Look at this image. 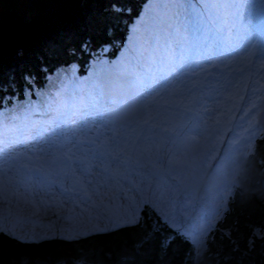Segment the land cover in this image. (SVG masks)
I'll list each match as a JSON object with an SVG mask.
<instances>
[{"label": "rangeland", "instance_id": "1", "mask_svg": "<svg viewBox=\"0 0 264 264\" xmlns=\"http://www.w3.org/2000/svg\"><path fill=\"white\" fill-rule=\"evenodd\" d=\"M156 1V7H147L145 20H155L154 8L159 13L163 8L164 26H178L173 21L180 15L172 0ZM1 2L8 5L10 0ZM72 3L90 24L96 21L89 27L86 81L74 68L60 70L52 86L35 90L37 101H25L26 109L16 102L0 111V233L22 242L72 241L136 225L150 211L202 255L247 178L256 141L264 136L263 42L249 37L250 45L241 54L228 57L220 55L219 47L212 57L187 63L164 83L162 68L154 70L151 59L137 58L138 54L130 61L120 57L132 26L125 15L113 20L100 0ZM11 4L22 9L20 0ZM225 4L226 0H187L185 11L202 22L212 19L223 30ZM259 4L253 7L262 8ZM196 40L194 44L202 39ZM134 74L136 80L128 83ZM91 84L104 91L99 93L102 100L83 89ZM32 105L35 110L41 106L38 119ZM49 106L54 113L46 114ZM33 148L39 157L30 155ZM41 160L52 164L54 176L39 166ZM45 182L51 185L44 188ZM41 199L44 206L37 209ZM178 199L185 218L170 210ZM27 200L35 206H27ZM55 203L60 205L58 214ZM102 205L108 209H98L91 221L84 218ZM52 214H57L56 220ZM46 218L55 225L47 234L17 232L23 225L44 226L41 219ZM73 222L76 236L65 233V226Z\"/></svg>", "mask_w": 264, "mask_h": 264}, {"label": "trees", "instance_id": "2", "mask_svg": "<svg viewBox=\"0 0 264 264\" xmlns=\"http://www.w3.org/2000/svg\"><path fill=\"white\" fill-rule=\"evenodd\" d=\"M11 1L0 3V111L16 102L26 109L25 98L37 101L35 90L45 89L60 70L74 68L85 80L90 65L89 27L96 24L95 20L90 24L72 0H20L21 10ZM100 3L113 20L121 13L131 21V31L124 37L128 41L119 51L122 60H131L136 54L137 58L150 57L154 70L162 68L164 83H170L187 63L212 57L219 47L220 55L234 54L250 45L240 38L256 40L264 34V3L259 4V0H226L221 10L227 22L223 30L217 29L212 19L202 22L186 13L187 0L171 1L180 15L173 21L178 26L173 28L164 26L163 8L161 13L154 8L155 20H145L147 7H156V0ZM30 11L26 19L24 15ZM196 37L202 39L198 44H194ZM132 77L128 83H133L137 74ZM94 86L83 89L102 100L99 93L104 91ZM54 112L49 106L46 114ZM246 171L247 178L229 202L202 255L178 231L163 226L145 211L147 218L136 225L72 241L22 242L0 233V264H264V136L256 141Z\"/></svg>", "mask_w": 264, "mask_h": 264}, {"label": "bare ground", "instance_id": "3", "mask_svg": "<svg viewBox=\"0 0 264 264\" xmlns=\"http://www.w3.org/2000/svg\"><path fill=\"white\" fill-rule=\"evenodd\" d=\"M162 57H164L163 55H161ZM147 58V57H146ZM149 58L150 57H148L147 58V61H149ZM154 58V57H153ZM130 61V60H129ZM154 63V62H153ZM53 85V83H52V77L49 79V81H48V83H47V85H46V87H45V89L46 88H48V87H50V86H52ZM56 86V85H55ZM45 89H43V90H45ZM43 90H41V91H43ZM28 99V97H26L25 98V100H27ZM31 108H32V110L34 111V112H36V114H35V118L36 119H38L39 118V116H37V112L38 111H41L42 109L41 108H38V109H36L35 110V106L34 105H32L31 106ZM40 130H41V127H40ZM55 130L56 131H60L58 128L56 129L55 128ZM76 147L78 148V149H81V145H76ZM27 149V148H26ZM118 150H121V149H117L116 151H115V153H119L120 151H118ZM31 156L32 157H39V154L36 152L35 153V149L33 148V149H31ZM71 153H72V151H71ZM74 154L75 155H77L78 153L75 151L74 152ZM39 166L42 168V167H44V168H48L49 169V171H47L48 173H50L51 175H53L54 176V171L53 170H50L53 166H52V164L50 163V162H48V161H46V160H41V161H39ZM50 166V167H49ZM48 182H45V183H43V186H44V188H47L48 186H50L51 185V183L50 184H47ZM43 189V188H42ZM178 194H179V192H178ZM63 198V197H62ZM64 199V198H63ZM28 202H26L25 204L27 205V206H29L30 207V205L32 204L29 200H27ZM32 202H36V200H31ZM51 201V200H50ZM202 201L203 200H201V203H202ZM107 204H109V203H107ZM33 206H35V204H32ZM44 206V201L41 199L40 200V202H39V205H38V208L37 209H41L42 207ZM49 205H46L45 207H48ZM58 207H60V205H59V203H55L54 204V211H56L57 212V214L59 213V211H58ZM181 208V204L179 203V199L178 200H176L175 201V203H173V205H172V207H170V210H171V212H172V215L173 216H179L180 218H185L186 216L185 215H182V210L180 209ZM98 209H103V210H107L108 209V206L107 205H102V206H100L99 208H93L92 210H91V213H87V214H85V217L84 218H87V221H91L92 219H94V218H96V215H97V213H96V211L98 210ZM195 209V208H194ZM13 212H16V209H14V207H12V209H11ZM205 210H207V209H205ZM83 212V211H82ZM82 212H81V217H82ZM49 219L50 218H46V219H41V223L45 226V227H43V228H41L38 232H36V230H35V228H34V226H31V227H27V226H24L23 225V227H21L20 228V231H17L18 233H20V234H23V235H35V234H32V233H38V234H47L51 229H52V226H55V225H53L52 223H49ZM14 222H15V220L13 221V223H12V225L14 224ZM46 223V224H45ZM75 224H77L76 222H73L72 224H71V226H65L66 228H67V231L65 232V230H57V232L56 233H58V232H65V233H67L68 235H71V236H76L74 233H73V231H74V227L76 228V226H74ZM37 226H38V223H37ZM58 226H61V224L60 225H58ZM4 227H7V226H4ZM12 229H15V226H13L12 227ZM17 229V228H16ZM77 229V228H76ZM78 230V229H77ZM28 233V234H27ZM42 234V235H43ZM79 235V234H78ZM36 236H39V235H36ZM25 237V236H24ZM43 241H45V240H43ZM39 242H42V241H39ZM39 242H36V243H39Z\"/></svg>", "mask_w": 264, "mask_h": 264}, {"label": "crops", "instance_id": "4", "mask_svg": "<svg viewBox=\"0 0 264 264\" xmlns=\"http://www.w3.org/2000/svg\"><path fill=\"white\" fill-rule=\"evenodd\" d=\"M49 193V192H48ZM50 194V193H49ZM56 216H57V214H52V219H54V220H56ZM28 228L29 227H31V226H27ZM43 227H45V226H34V228H35V230H40L41 228H43ZM15 232V231H14Z\"/></svg>", "mask_w": 264, "mask_h": 264}]
</instances>
